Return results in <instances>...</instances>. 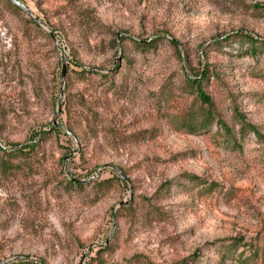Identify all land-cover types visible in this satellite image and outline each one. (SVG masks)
Segmentation results:
<instances>
[{"label": "rangeland", "instance_id": "1", "mask_svg": "<svg viewBox=\"0 0 264 264\" xmlns=\"http://www.w3.org/2000/svg\"><path fill=\"white\" fill-rule=\"evenodd\" d=\"M19 1L0 264H264V0Z\"/></svg>", "mask_w": 264, "mask_h": 264}, {"label": "trees", "instance_id": "2", "mask_svg": "<svg viewBox=\"0 0 264 264\" xmlns=\"http://www.w3.org/2000/svg\"><path fill=\"white\" fill-rule=\"evenodd\" d=\"M261 43H264V40L261 42ZM199 96L201 98V100L203 101L204 104H207L208 107H209V110H207V112H205L202 116V128H208L212 121L214 120V118L212 117L211 114V110L213 108V103L212 101L210 100V98H208L207 96H205L202 92H199ZM219 125H220V129L224 130L225 131V134H227L229 137H230V134H231V130L224 124L222 123L219 119H217ZM242 123V122H241ZM247 128L248 130L250 131H253L254 129L248 125V124H245V123H242V131ZM227 136V137H228ZM228 137V139H229ZM231 247H236L235 244H232ZM233 260H237L238 264L240 263H243V261H245V259H242V258H237V259H233Z\"/></svg>", "mask_w": 264, "mask_h": 264}, {"label": "water", "instance_id": "3", "mask_svg": "<svg viewBox=\"0 0 264 264\" xmlns=\"http://www.w3.org/2000/svg\"><path fill=\"white\" fill-rule=\"evenodd\" d=\"M9 2H11L13 5L19 7L20 9H22L26 15L30 16V10L23 4L21 3L19 0H8ZM63 76H64V72H63Z\"/></svg>", "mask_w": 264, "mask_h": 264}]
</instances>
